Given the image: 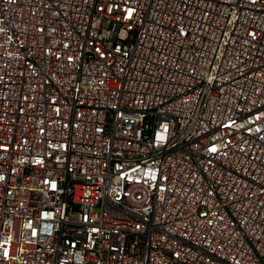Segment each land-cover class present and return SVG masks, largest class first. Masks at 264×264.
Here are the masks:
<instances>
[{"label":"built area","instance_id":"2783aa9c","mask_svg":"<svg viewBox=\"0 0 264 264\" xmlns=\"http://www.w3.org/2000/svg\"><path fill=\"white\" fill-rule=\"evenodd\" d=\"M0 264H264V0H0Z\"/></svg>","mask_w":264,"mask_h":264}]
</instances>
